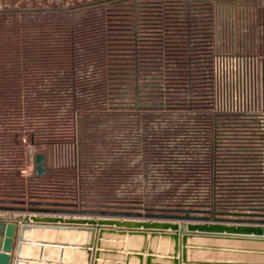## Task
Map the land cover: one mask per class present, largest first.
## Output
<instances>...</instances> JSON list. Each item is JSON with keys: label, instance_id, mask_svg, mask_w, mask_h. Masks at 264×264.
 Wrapping results in <instances>:
<instances>
[{"label": "trees", "instance_id": "16d2710c", "mask_svg": "<svg viewBox=\"0 0 264 264\" xmlns=\"http://www.w3.org/2000/svg\"><path fill=\"white\" fill-rule=\"evenodd\" d=\"M41 8L20 6L14 10L0 9V13L25 12L24 15L29 18L22 28L12 27V36L16 39L10 40L7 45L23 46V49L35 53L29 59L41 58L36 55L46 45L58 54L45 56L46 53H41L44 59H36L41 61L38 66L42 71L40 77L48 75L41 64H60L48 68L53 70L55 77L48 78V82H40L43 78H34L38 76L33 69L35 67L26 71L25 79L28 77L26 84L29 87L25 90L31 95L26 100V109L31 114L49 113L65 119L58 124L61 127L52 125L62 132L58 134H65L66 140L75 139L76 161L60 163L52 166L48 174H38L43 176L47 187L37 194L60 195L68 190L73 200L82 203L109 202L124 206L154 205L162 201L179 204L188 197H202L204 200L214 197L222 205L240 207L264 203V131L260 135L259 130H253L256 123L254 112L213 109L180 111L172 115V111H159L154 87L137 85L131 96L135 108L130 114L134 117L126 120V115L125 120L118 123L112 117L100 114L113 104L106 96L108 91L101 69L95 73L85 65L91 59L88 57L93 55L88 47L104 41V33H100L104 28L103 22L87 19L77 23L63 7L55 9L60 12H55V19L45 23L39 16L43 11ZM19 31L23 34L20 41L17 39ZM164 32L161 37L170 40L168 36L172 35H167L168 30ZM78 49L82 52L80 57ZM162 56L159 59L163 61L156 62L162 65L149 76H159L164 82L175 80L176 87L160 90L163 97L174 102L172 105H177L179 110L193 109L188 107L192 106L194 94L202 92L199 86L204 80L203 70L198 66L186 67L191 56L189 51L164 50ZM47 57L51 60H46ZM170 60L177 61L179 65L174 68L176 76L170 75L172 67L167 63ZM138 72L140 70L135 67V73ZM172 77L173 80L170 79ZM96 110L102 112L96 114ZM234 117L250 120L252 126H223L230 124L228 121L234 120ZM34 126L44 129L50 125L38 121ZM189 128L194 130L184 131ZM230 128L232 130H228ZM179 133H182L178 137L180 140L170 141ZM66 165L68 168H61ZM12 193L9 194L14 195L9 196L12 199L24 198V191Z\"/></svg>", "mask_w": 264, "mask_h": 264}, {"label": "rangeland", "instance_id": "374dc122", "mask_svg": "<svg viewBox=\"0 0 264 264\" xmlns=\"http://www.w3.org/2000/svg\"><path fill=\"white\" fill-rule=\"evenodd\" d=\"M20 6H41L43 11L39 16L45 23L55 19V12H60L55 9L63 7L74 16L77 23L87 19L103 22L104 28L100 33H104V41L88 47L93 55L88 57L91 59L85 65L95 73L101 69L102 80L108 91L106 96L113 104L106 107V111H94L96 114L102 112L100 114H106L112 120L119 121L118 123L125 120L126 115V120H131L129 117L134 116L130 113L135 108L131 100L133 88L151 86L155 88V103L161 109L159 111H172L171 114L176 115L180 111L247 110L255 113L256 123L253 124V130H259V134H263L264 0H0V9L14 10ZM24 14L21 11L0 13V203H13L10 197L14 195L9 194L24 191L22 197L26 199V204H29L27 199L35 198L76 201L77 206H98L73 200L68 190L60 195L37 194L47 186L43 176L34 172V152L45 153L46 171L43 174H48L52 166L76 161V148L75 139L66 140L65 134H58L62 132L52 125L58 126L65 119L49 113L27 112L26 100L31 95L25 90L29 87L26 84L28 77L25 79L26 71L35 67L33 69H36L38 76L34 78H43L40 82H48V78H55L53 70L48 68L60 64H41L48 75L40 77L42 71L38 66L41 61L36 59H44L41 53H46L45 56H56V51L46 45L36 55L41 58L29 59L35 53L23 49V46L11 47L6 44L16 39L12 36V27L20 29L29 19ZM165 30L169 31L167 35H172L168 36L170 40L161 37ZM179 31L181 34L177 36ZM17 36L20 41L23 34L19 31ZM46 48L49 49L45 50ZM78 50L80 57L82 52L81 49ZM164 50L189 51L191 56L186 67L198 66L203 70L204 80L200 81L202 85L199 86L202 87V92L194 94L191 98L194 100L192 106L188 107L193 109L179 110L177 105H172L174 102L166 101L163 97L160 90L164 91V87H176L175 80L164 82L159 76H155L156 79L149 76L162 65L156 62L163 61L159 58L163 57ZM49 59L51 60L50 57L46 58ZM167 63L172 67L170 75H178L174 73V68L179 67L177 61L170 60ZM135 67L140 72L135 73ZM170 79L173 80L174 77ZM166 108L168 109L165 110ZM82 119L84 118H78ZM233 119L228 122L235 124L223 126H252L250 120H238L241 118L236 117ZM38 121L50 126L36 128L34 125ZM48 127L52 128L47 129ZM193 130L184 129L188 132ZM182 133L175 135V139L170 141L180 140L178 137ZM63 167L68 168L67 165L61 166L62 169ZM128 207L137 208L132 205ZM0 211L4 209L0 208Z\"/></svg>", "mask_w": 264, "mask_h": 264}, {"label": "water", "instance_id": "95a60500", "mask_svg": "<svg viewBox=\"0 0 264 264\" xmlns=\"http://www.w3.org/2000/svg\"><path fill=\"white\" fill-rule=\"evenodd\" d=\"M33 160L34 172L44 173L45 153L34 152ZM25 200L15 198L13 203H0V208L4 209L0 211V264H18L19 250L26 231L37 227L86 230L87 236L80 245L84 250V258L78 259L77 264H87L90 255H94V264H98L97 256L112 252L102 250V246L120 247L121 241L102 239L106 235L122 237L127 234L129 237H139L140 244L137 247L132 249L127 247L129 251L125 264H130L129 257H138L139 263L145 251V261L150 260L154 245L150 242L148 246H144L143 242L146 238L153 240L158 235L161 238L169 236L173 240V245L167 252L171 254L172 264H187L186 247L181 243L192 233L246 237L257 241L264 249V203L240 207L232 204L222 205L214 197L210 200L188 197L179 204L162 201L154 205L138 204L134 205L137 208H133L109 202L88 207L77 206L76 201L29 198L27 199L29 204H26ZM222 220H231V222ZM179 236L182 242L179 245L180 252L177 253ZM45 242H56L57 247L72 246L57 241H39L42 245H46ZM25 259L27 260L26 257ZM68 263L72 262L68 261ZM54 264L61 263L54 262ZM104 264L120 263L104 262ZM256 264H264V253L262 260Z\"/></svg>", "mask_w": 264, "mask_h": 264}, {"label": "crops", "instance_id": "0c3cea01", "mask_svg": "<svg viewBox=\"0 0 264 264\" xmlns=\"http://www.w3.org/2000/svg\"><path fill=\"white\" fill-rule=\"evenodd\" d=\"M222 221L231 222V220ZM86 236L87 231L85 230L79 232L75 229L54 230L45 228L28 230L26 232L27 241L21 248L18 264H54V262L77 264L80 258H84V250L81 249L82 246L80 245L84 243L83 241ZM39 239L49 240L50 242L57 241V243L72 246H59V248L55 244L56 242H45L46 245H42L39 243ZM102 239L116 242L121 241V245L117 248L102 246V250H110L112 252L97 256L98 264H104V262L125 264L127 251H129L127 247L132 249V247H137L140 244L139 237H128L127 235L122 237L106 235ZM180 242L182 241L179 236L177 253L180 252ZM149 243L154 245L153 256L150 257V260L145 261V251L143 252V257L139 259V263L138 257H129L128 262L130 264H172L170 259L171 254L167 253L173 245V240L169 236L161 238L158 235L153 240L146 238L143 242L144 246H148ZM182 244L186 247L185 261L187 264H256L262 260L264 253V249L260 243L246 237L212 236L192 233L186 236ZM94 258V255H90L87 264H94ZM44 259L50 260L46 261ZM68 261L72 263H68Z\"/></svg>", "mask_w": 264, "mask_h": 264}, {"label": "bare ground", "instance_id": "6f19581e", "mask_svg": "<svg viewBox=\"0 0 264 264\" xmlns=\"http://www.w3.org/2000/svg\"><path fill=\"white\" fill-rule=\"evenodd\" d=\"M31 229H32V230H36V229H45V228H38V227H37V228H31ZM31 229H28V230H31ZM47 229H52V228H47ZM28 230H27V231H28ZM54 230H57V229H54ZM62 230H67V229H62ZM69 230H70V229H69ZM75 230H77V229H75ZM27 231H26V232H27ZM79 231H81V230H78V232H79ZM85 231H86V230H85ZM124 235H127V234H124ZM124 235H123V236H124ZM127 236H128V235H127ZM128 237H129V236H128ZM26 241H27V237H26V233H25V238H24V241H23V243H22V245H21V247H20L19 254H20V252H21V248L23 247V245H24V243H25ZM81 249L83 250L82 247H81Z\"/></svg>", "mask_w": 264, "mask_h": 264}]
</instances>
